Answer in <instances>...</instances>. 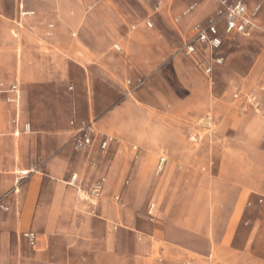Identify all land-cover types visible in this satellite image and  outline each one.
<instances>
[{
  "label": "crops",
  "instance_id": "0c3cea01",
  "mask_svg": "<svg viewBox=\"0 0 264 264\" xmlns=\"http://www.w3.org/2000/svg\"><path fill=\"white\" fill-rule=\"evenodd\" d=\"M155 1L0 0V264H264V0L235 95L183 51L220 4Z\"/></svg>",
  "mask_w": 264,
  "mask_h": 264
},
{
  "label": "built area",
  "instance_id": "2783aa9c",
  "mask_svg": "<svg viewBox=\"0 0 264 264\" xmlns=\"http://www.w3.org/2000/svg\"><path fill=\"white\" fill-rule=\"evenodd\" d=\"M189 5L186 8V14H190L197 7L198 3L195 0H184ZM260 10V6L252 13L248 11L246 0H234L229 3L227 0H220V7L216 11V15L209 18L205 23H199L194 28V35L184 45L183 51L188 56L197 55L200 47H207L208 49L215 51L221 48L223 39L220 34V26H225V32L227 34H238L243 36H249L255 29L254 17ZM208 74L211 73V69H206ZM205 124L208 130L213 127V120L207 116L201 122V125ZM97 131L92 123L82 126L80 131L75 135L72 143L77 151H83L93 146ZM192 138V137H191ZM194 140V138H192ZM110 142L109 137H104L100 142V149L107 150ZM165 163V159H162L159 168ZM77 180V176L74 175L71 183L74 184ZM105 185V178L98 180L90 189V196L92 204H95L101 197ZM3 199H0V208L3 207ZM27 238L32 245L36 241V235L34 233H26Z\"/></svg>",
  "mask_w": 264,
  "mask_h": 264
},
{
  "label": "rangeland",
  "instance_id": "374dc122",
  "mask_svg": "<svg viewBox=\"0 0 264 264\" xmlns=\"http://www.w3.org/2000/svg\"><path fill=\"white\" fill-rule=\"evenodd\" d=\"M200 1L203 0H195V2L198 3V5ZM204 1L205 2L203 3V5L199 7L200 9L198 12L201 15V19L214 14V11L220 4V0H204ZM227 1L229 3H232L234 0H227ZM149 2L150 5L156 4L155 0H149ZM186 3L189 5L188 2ZM139 5L141 7V8L138 7L139 8L138 12L140 14H143V12L147 11L146 8L141 6L142 3H140ZM215 15L216 12L213 16ZM244 40L246 39L244 38L228 39L223 44L221 51L214 55V69H213L214 94H224L227 92L229 94L235 95L241 91L240 90L241 89L240 84H242L241 75L248 72V69L252 64L253 54L259 51V47L257 44L248 40L246 41ZM242 44H245L244 52H242V46H243ZM148 94L153 96L155 95V92L149 90ZM215 126L216 125L213 124V127L210 131H213L216 128Z\"/></svg>",
  "mask_w": 264,
  "mask_h": 264
}]
</instances>
